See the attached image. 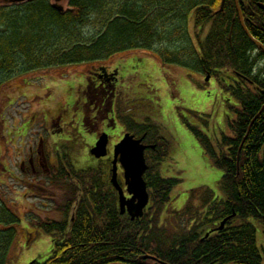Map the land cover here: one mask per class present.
Instances as JSON below:
<instances>
[{
	"label": "trees",
	"instance_id": "trees-1",
	"mask_svg": "<svg viewBox=\"0 0 264 264\" xmlns=\"http://www.w3.org/2000/svg\"><path fill=\"white\" fill-rule=\"evenodd\" d=\"M220 3L68 0L63 13L42 3L22 12L0 10V88L19 74L97 63L133 50H154L165 64L216 77L236 102L228 134L216 145L189 127L204 156L223 173L218 183L220 197L207 190L206 199L195 207L191 202L202 190L193 191L187 207L167 212L166 223L161 224L160 216L171 201L176 180L160 176L168 152L161 139L150 133L151 125L137 129L146 132L152 144L158 142L156 151L145 157L144 179L151 200L141 219L131 221L120 215L99 171L75 170L64 155L58 159L66 166L62 164L53 178L73 180L64 184L70 201L60 221L39 224L51 241L50 257L41 264H264V253L257 247L256 231L249 222H257L264 233V54L242 31L234 1L225 0L218 13ZM238 3L247 31L264 47V0ZM190 15L200 35L208 29L202 40L196 35L197 48L190 39L188 54L184 49L163 47L181 32L177 23L186 25ZM223 73L225 78H221ZM226 219L221 231L214 230ZM18 222L0 202V264H8Z\"/></svg>",
	"mask_w": 264,
	"mask_h": 264
},
{
	"label": "rangeland",
	"instance_id": "rangeland-1",
	"mask_svg": "<svg viewBox=\"0 0 264 264\" xmlns=\"http://www.w3.org/2000/svg\"><path fill=\"white\" fill-rule=\"evenodd\" d=\"M67 4L65 1L64 11ZM190 19L187 25L177 23L181 32L162 46L171 50L184 49V54H188L189 38L195 44L197 33ZM111 60L132 61L129 63L131 71L126 75L132 83L126 85L129 88L127 108L137 124L143 121L151 125L150 133L161 139V145L168 152L160 166V176L176 180V185L170 195L171 202L162 213V221L166 223L163 217L168 211L187 207L193 191L201 189L202 193L191 202L192 206L202 204L206 199L203 193L207 190L220 197L218 183L223 173L204 156L201 144L189 127L198 129L216 145L222 135L228 134L235 100L216 77L206 81L202 73L191 67L163 64L155 53L131 51ZM110 62L102 64L110 66ZM146 64L147 69L151 66L155 70L143 69ZM85 67L74 65L19 74L0 88V202L20 219L8 264L44 263L50 257V240L39 229V224L61 220L56 209L68 199V193L61 187L67 180L55 182L53 174H45L38 167L36 174L30 173L27 169L29 157L36 159V152L42 151L48 160H58L64 154L75 170L98 167L94 147L96 133L84 136L75 132L81 126V116L88 113L85 85L78 79ZM225 76L223 73L221 78ZM62 114L69 116L68 119L63 118L54 128L48 125L52 118ZM125 116L130 115L126 113L123 118ZM134 126L129 127L134 128L137 135L141 125ZM87 128L89 133L93 131V127ZM52 130L62 132L53 137ZM110 138L109 146L115 147L117 134ZM40 141H43L42 146ZM22 161L26 163L25 173ZM185 222L184 219L183 224ZM249 222L256 231L257 247L264 253L263 230L257 222Z\"/></svg>",
	"mask_w": 264,
	"mask_h": 264
},
{
	"label": "flooded vegetation",
	"instance_id": "flooded-vegetation-1",
	"mask_svg": "<svg viewBox=\"0 0 264 264\" xmlns=\"http://www.w3.org/2000/svg\"><path fill=\"white\" fill-rule=\"evenodd\" d=\"M65 1L67 0H0V10L4 9L6 12H11V11L22 12L28 8L35 7L36 4L38 3H42L56 13H63L64 12L63 7ZM113 58L114 56L109 57L101 63H96V65H89V66L85 65L86 67L84 68L83 73L78 78L79 81H81L85 85L84 99L87 107L86 112L88 113L86 115L84 114L83 116H81L80 119L81 126H79V128L75 132L84 136L88 134L96 133L97 139H95L94 147L100 148L104 156H102L99 159H96L98 167L95 170L99 171L103 177L105 176L104 178H102L101 181L103 185L106 186L109 192L111 193L109 197L110 199L114 200V203L120 215L127 216L128 218H130L128 216L127 209L125 213L121 214L118 204V196H119L118 191L112 186L110 182L109 172L112 169L111 167L113 162V150H114L113 149L114 147L109 146V142L111 141L110 136L115 135V133L117 134V139H115V141H117L116 145L122 140V138L125 135L133 136L135 139L141 140L142 141L141 143L144 146L149 147V149H147L144 153L145 157L149 154L148 152L156 151L158 142L152 144L146 132H144L143 130L142 132H139L137 130V133L139 134L136 135L133 132L134 128L129 127L130 125L131 126L141 125L146 127L147 124H145L144 122L142 123L138 122L139 124H137V121L134 120L136 118L132 114H130L131 111L127 108L128 106L127 91H129V88L126 87V85L130 86L132 83H130L131 79H129V77H126V75L128 71H131V67H129V65L131 64L132 61L121 60L116 62L115 60H111ZM107 61H111L110 66H106L102 64ZM143 69L152 71L155 70V67L150 66L149 69H147V64H146L143 66ZM126 113H129L130 116H125L123 118V116L126 115ZM68 117L69 116H64L62 114L56 118H52L48 122V125L50 126L52 125L51 127L54 128L57 126V124L59 125V123L62 121L63 118L68 119ZM87 126L93 127V131L89 133ZM61 132L62 130H52V136L55 137ZM42 144L43 141H40L39 145L42 146ZM52 154L53 153L51 152L50 156L53 157ZM36 155H37L36 159L30 156L29 159L27 160L29 167V168L27 167V169H29L30 173L36 174L37 172L36 167H38L40 170H43L45 174H49V175L59 174V170H61V166L63 162L58 161L57 159L54 158H52V160H48L46 155H44L42 151L36 152ZM25 164L26 163L22 161L23 173H25V170H23ZM63 166H66V163H64ZM70 166L72 165L70 164ZM60 180H67L68 182V179H60ZM57 181L58 180H55V182ZM69 182L71 183L73 182V180ZM117 184L120 190L122 191L125 199L130 200L131 196L127 194V187L125 185V180L123 177V169L118 163H117ZM145 184L149 198L148 206L144 210V212L147 213V210L150 207L151 198H150V189L148 188L149 186L147 185L146 181ZM65 185L63 186L61 185V187L62 189L66 190L65 192L68 193V188L65 187ZM69 201L70 200L65 199L63 201V204L56 209L57 213L62 218L64 216V213L66 212V208L69 204ZM70 222H72V219ZM36 228H38V226Z\"/></svg>",
	"mask_w": 264,
	"mask_h": 264
},
{
	"label": "water",
	"instance_id": "water-1",
	"mask_svg": "<svg viewBox=\"0 0 264 264\" xmlns=\"http://www.w3.org/2000/svg\"><path fill=\"white\" fill-rule=\"evenodd\" d=\"M225 0L221 1V6L219 12L222 11ZM236 10L239 15V20L242 25V29L246 35V37L252 42V44L260 49L264 54V47L254 40L247 30L244 28L242 24V15L239 10V6L237 0H234ZM264 10V7H261ZM210 78L209 75L206 77V81ZM260 113L255 117V119L251 122L248 127V132L252 124L259 117ZM141 140H135L134 137L124 136V138L119 142L118 145L114 148L113 154V162H112V178L111 184L118 191V204L120 208L121 214L125 213L127 209L128 216L133 221L135 219H139L143 216V211L148 205V193L146 191V184L143 180V176L147 170V166L145 163L144 152L149 149V147L144 146ZM96 157L100 158L104 156L101 149L97 147L95 150ZM117 163L120 164L123 169V177L125 180V185L127 187V194L131 196L130 200H126L122 191L118 187L117 184ZM227 219L222 221L216 231H221L226 223ZM214 231V230H213ZM212 232V231H211ZM209 236V233L205 235V238ZM164 264V263H160Z\"/></svg>",
	"mask_w": 264,
	"mask_h": 264
}]
</instances>
